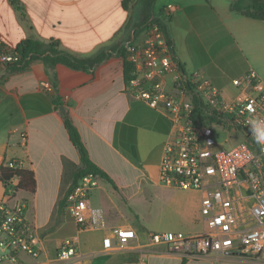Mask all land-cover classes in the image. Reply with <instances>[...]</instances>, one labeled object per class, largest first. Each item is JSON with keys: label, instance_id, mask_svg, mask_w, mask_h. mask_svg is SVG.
<instances>
[{"label": "crops", "instance_id": "crops-1", "mask_svg": "<svg viewBox=\"0 0 264 264\" xmlns=\"http://www.w3.org/2000/svg\"><path fill=\"white\" fill-rule=\"evenodd\" d=\"M14 1L0 0V38L8 47L34 38L55 41L79 58L107 56L90 71L62 64L44 67L40 60L21 70L0 71V166L17 160L33 172L34 191L18 189L17 197L26 200V217L43 243L37 257L20 253L16 261L0 259V264H255L246 255L186 257L151 244L154 233L201 232L202 195L159 182L170 123L124 90L118 48L142 43L146 33L138 25L155 17L165 25L182 71L200 69L233 91L229 77L245 72L241 60L247 63L251 56L264 64V19L232 11L230 0H167L156 9L155 0L151 10L138 0ZM168 3L175 9L166 18L161 9ZM229 63L235 66L227 67ZM230 70L237 75L230 76ZM171 79L167 77L168 84ZM48 81L55 87L45 89ZM63 113L76 126L90 159L111 180L99 178L90 193L92 207L103 214L100 228L78 230L65 207L80 158ZM4 191L0 180V200ZM113 227L132 228L135 235L124 246L112 238V247L105 249L103 238ZM67 236L75 240L78 256L62 260L56 249Z\"/></svg>", "mask_w": 264, "mask_h": 264}, {"label": "built area", "instance_id": "built-area-1", "mask_svg": "<svg viewBox=\"0 0 264 264\" xmlns=\"http://www.w3.org/2000/svg\"><path fill=\"white\" fill-rule=\"evenodd\" d=\"M174 9L168 3L161 11L167 18ZM156 19L148 21L142 43L122 44L125 59L132 64L124 90L168 119L158 180L201 193L199 212L204 229L194 234L154 233L150 242L186 257L238 254L264 264V144L256 143L249 128L250 118L264 119V82L254 69H248L230 79L235 90L227 91L200 69L185 73ZM20 59L16 46L8 47L0 38V71L18 65ZM43 86L53 88L50 81ZM213 127L229 134L238 132L243 140L223 147L215 140ZM6 164L20 167L17 160ZM99 178L86 173L65 195V207L78 230L104 224L102 212L90 203ZM15 179L4 185L0 200V259L12 261L20 253L37 257L43 244L37 227L26 217V200L17 197ZM134 235L132 228L113 227L103 238V247L110 249L112 238L120 246L127 245ZM56 255L62 260L78 256L75 240L64 237Z\"/></svg>", "mask_w": 264, "mask_h": 264}, {"label": "trees", "instance_id": "trees-1", "mask_svg": "<svg viewBox=\"0 0 264 264\" xmlns=\"http://www.w3.org/2000/svg\"><path fill=\"white\" fill-rule=\"evenodd\" d=\"M10 1L12 4H15L14 0ZM138 1L141 2L145 9L151 10L155 0ZM230 9L251 18L264 19V0H230ZM148 21L149 20H144L141 25H138V28L145 29ZM156 21L165 31V25L157 19ZM16 51L21 56L20 63L11 68L16 70L24 69L32 60H40L44 67L62 64L71 69L90 71L105 56H107L106 52H101L98 56L93 58H79L60 49L58 47V43L55 41L43 43L34 38H27L17 44ZM118 53H120L123 58V77L126 82L131 77L132 64L125 59L124 49L122 46L118 48ZM52 85L55 87L54 83H52ZM212 119L214 118L212 117ZM63 123L68 132L70 141L77 149L80 158V166L73 174L71 187L74 186L78 179L86 173H93L98 175L100 178L111 181L106 173L90 159L76 126L65 113H63ZM14 177L17 178L15 189H23L31 192L34 191L35 179L31 170L24 169L22 167H10L7 164L0 166V180L4 183V185L9 183V181Z\"/></svg>", "mask_w": 264, "mask_h": 264}, {"label": "rangeland", "instance_id": "rangeland-1", "mask_svg": "<svg viewBox=\"0 0 264 264\" xmlns=\"http://www.w3.org/2000/svg\"><path fill=\"white\" fill-rule=\"evenodd\" d=\"M167 0H159V2L157 1L154 8H159L162 4H164ZM155 2V1H154ZM154 5V4H153ZM212 53L215 55H218L219 51L218 50H214L212 49ZM221 57L219 62L225 63V60ZM242 63H240L242 66L241 67H245V72L248 69H254L258 75H260V78L264 81V64L260 63L258 60L254 59L253 57L249 56L248 57V62L246 63L245 60H241ZM232 66L234 67L235 64L229 63L227 64V67ZM191 63L187 62L186 63V69L189 70L191 69ZM230 76H235L237 75V73L234 72V70H230ZM244 73V71H243ZM230 79L232 77H229ZM218 84V83H217ZM229 91V89L227 90ZM213 135L214 138L217 142H221V145L223 147H231L232 145L236 144L237 142H240L243 140V136L238 133V132H227L226 130L221 131L218 128L213 127ZM229 136V137H228ZM2 254V253H1Z\"/></svg>", "mask_w": 264, "mask_h": 264}, {"label": "clouds", "instance_id": "clouds-1", "mask_svg": "<svg viewBox=\"0 0 264 264\" xmlns=\"http://www.w3.org/2000/svg\"><path fill=\"white\" fill-rule=\"evenodd\" d=\"M249 128L257 144H264V119L252 117L249 121Z\"/></svg>", "mask_w": 264, "mask_h": 264}, {"label": "water", "instance_id": "water-1", "mask_svg": "<svg viewBox=\"0 0 264 264\" xmlns=\"http://www.w3.org/2000/svg\"><path fill=\"white\" fill-rule=\"evenodd\" d=\"M61 110H63V108L61 107Z\"/></svg>", "mask_w": 264, "mask_h": 264}]
</instances>
